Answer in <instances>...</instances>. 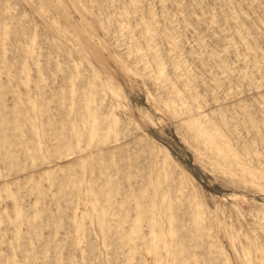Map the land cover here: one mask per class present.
I'll return each mask as SVG.
<instances>
[{"label":"rangeland","instance_id":"rangeland-1","mask_svg":"<svg viewBox=\"0 0 264 264\" xmlns=\"http://www.w3.org/2000/svg\"><path fill=\"white\" fill-rule=\"evenodd\" d=\"M0 264H264V0H0Z\"/></svg>","mask_w":264,"mask_h":264}]
</instances>
